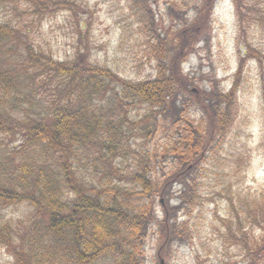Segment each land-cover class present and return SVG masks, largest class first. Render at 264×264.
Listing matches in <instances>:
<instances>
[{
    "label": "rangeland",
    "instance_id": "1",
    "mask_svg": "<svg viewBox=\"0 0 264 264\" xmlns=\"http://www.w3.org/2000/svg\"><path fill=\"white\" fill-rule=\"evenodd\" d=\"M212 5L209 8L206 0H0V29L11 32L0 35V58L3 71L18 81L14 90L21 98L18 126L37 114L40 101L48 107L52 104L53 82L69 78L61 70L72 74L71 79H79L85 67L93 65L128 82L153 80L160 74V59L170 69L174 57L188 54L190 39L186 32L181 35L182 29L193 30L198 22L199 26L206 24L182 59L181 79L196 91L186 93L193 102L191 121L195 126L204 122L208 136H213L207 143L218 134L220 151L216 148L214 154L220 173L210 176V189L204 187L202 204L197 207L202 208L201 214L198 220H191L199 230L193 238L167 237L170 223H166L162 206L155 204L157 222L142 240L143 264H161L162 259L165 264H249L240 248L224 241L227 230L222 224L238 213L242 202L264 208V0H244L241 17L232 0H214ZM149 20L156 35L165 30L164 53L161 49L157 58L149 54L148 30L144 29ZM181 36L184 39L177 43ZM111 87L113 90L116 84ZM98 96L100 105L107 102L106 96ZM223 111L231 116L228 123L218 118ZM128 113L138 121L147 116L148 108L144 104L126 106L123 114ZM141 129L125 133L122 139L131 145L123 152L128 153L124 165L116 167L122 157L115 161L113 155L107 163L121 171L126 166L134 168L139 151L149 142ZM12 131L14 134L0 132V167L4 168L0 186L23 192L14 182L25 163L22 154L32 153L63 174L62 154H54L49 145L30 147L26 132ZM91 178L98 187V179ZM61 183V194L71 203L73 197L62 179ZM181 189L173 185L168 190L172 196L164 204L178 223L186 219L178 208ZM37 217L30 200L0 199V264H19L21 237ZM249 234L258 241L263 232L254 228ZM260 256L252 258L255 264H264V256Z\"/></svg>",
    "mask_w": 264,
    "mask_h": 264
},
{
    "label": "trees",
    "instance_id": "2",
    "mask_svg": "<svg viewBox=\"0 0 264 264\" xmlns=\"http://www.w3.org/2000/svg\"><path fill=\"white\" fill-rule=\"evenodd\" d=\"M232 1L241 17L244 0ZM213 2L206 0V5L212 8ZM198 23L193 30L181 31V35L185 32L189 35L188 54L206 28V24ZM144 29L148 30L149 54L157 58L156 53L161 49L164 53L165 30L161 36L156 35L151 20L145 22ZM7 34L11 32L1 27L0 35ZM181 38L177 43L184 39ZM167 39L165 36L166 44ZM188 54L181 52L174 57L170 69L160 59L159 76L139 83L117 78L93 65L85 67L79 79H71L72 74L61 70L69 78L53 82L52 104L48 107L40 101L35 108L37 114L29 115L20 126L16 122L21 104L20 95L14 92L16 80L3 71L0 58V132L14 134L12 128L24 131L28 146H51L54 154L63 156L61 174L32 153L22 154L25 163L14 182L23 192L0 186V199L30 200L37 209L38 217L21 237L19 264H143L142 240L157 222L156 203L162 206L166 223H170L167 237L177 236L182 240L199 234L193 221L201 214L202 208L197 210V207L202 204L204 189L211 188L210 176L220 173L214 154L220 148L218 134L207 143L206 139L213 136H208L204 122L195 126L191 121L189 111L193 102L186 93L194 92L189 82L181 79L180 68ZM114 83L116 87L111 90ZM98 95L106 96L107 102L100 105L96 101ZM195 98L198 103V96ZM139 104L148 108L144 118L133 121L129 113L123 114L126 106ZM219 114L218 118L226 123L231 119L227 111ZM146 121L151 124L145 125ZM139 126L149 142L139 151L134 168L126 166L124 171L117 170L107 161L112 155L115 161L120 156L115 166L124 165L122 160L128 153L123 152L131 145L122 139L125 133ZM215 140L216 144L210 146ZM66 159H69L67 164ZM92 176L98 179V187ZM61 179L73 197L71 203L61 194ZM175 184L182 187L178 208L186 219L181 223L177 222V216L170 217L164 206L172 196L168 190ZM239 207L238 213L222 224L227 230L224 241L240 248V255L248 258L249 264H255L252 258L264 256V208L258 210L244 202ZM254 228L263 232L258 241L249 234Z\"/></svg>",
    "mask_w": 264,
    "mask_h": 264
},
{
    "label": "water",
    "instance_id": "3",
    "mask_svg": "<svg viewBox=\"0 0 264 264\" xmlns=\"http://www.w3.org/2000/svg\"><path fill=\"white\" fill-rule=\"evenodd\" d=\"M161 263H162V264H164V262H163V261H162Z\"/></svg>",
    "mask_w": 264,
    "mask_h": 264
}]
</instances>
